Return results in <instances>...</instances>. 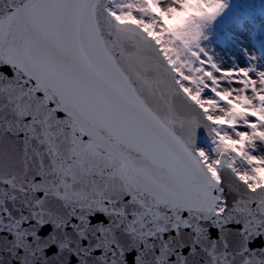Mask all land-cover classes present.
I'll list each match as a JSON object with an SVG mask.
<instances>
[{
  "label": "snow or ice",
  "instance_id": "6c2138e0",
  "mask_svg": "<svg viewBox=\"0 0 264 264\" xmlns=\"http://www.w3.org/2000/svg\"><path fill=\"white\" fill-rule=\"evenodd\" d=\"M0 264H264V0H0Z\"/></svg>",
  "mask_w": 264,
  "mask_h": 264
}]
</instances>
